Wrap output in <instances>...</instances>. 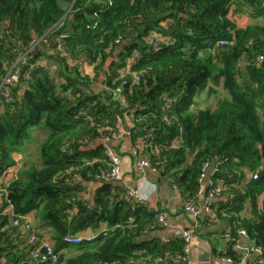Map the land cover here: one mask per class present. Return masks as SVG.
Instances as JSON below:
<instances>
[{"label":"trees","instance_id":"16d2710c","mask_svg":"<svg viewBox=\"0 0 264 264\" xmlns=\"http://www.w3.org/2000/svg\"><path fill=\"white\" fill-rule=\"evenodd\" d=\"M235 1L254 23L236 27L228 15L234 0H0V80L42 37L19 63L8 97L0 94V176L20 165L16 153L26 158L35 130L45 133L39 164L22 165L7 191L15 213L34 211L37 227L48 228L63 264H180L155 259L183 253L182 240L142 239L155 214L145 204L124 193L111 199L110 182L95 181L93 198L82 196L107 167L102 144L90 143L116 133L124 115L132 119V141L158 147L150 161L184 198L198 191L205 161L227 158L216 173L227 185L220 207H228L233 236L244 228L264 259V199L257 208L264 192V59L257 60L264 58V0ZM38 60L45 65L29 69ZM220 82L228 97L214 109L193 110L195 99L213 90L210 83ZM74 173L80 180L67 182ZM248 205L252 218L240 215ZM3 206L0 198V264H47L29 257L33 245ZM100 222L112 229L91 242L63 240ZM225 255L238 259L230 247Z\"/></svg>","mask_w":264,"mask_h":264},{"label":"crops","instance_id":"0c3cea01","mask_svg":"<svg viewBox=\"0 0 264 264\" xmlns=\"http://www.w3.org/2000/svg\"><path fill=\"white\" fill-rule=\"evenodd\" d=\"M228 15L238 28H245L255 22V20L250 16L248 9H246V6L238 5L235 0L230 4ZM88 67L89 65H83L84 71L91 74L92 68L89 70L90 68ZM220 84L222 86L221 82L218 85ZM211 86L213 85L211 84ZM131 126V116L124 115L123 120H119L117 123V136L111 139L112 146L121 158L123 178L118 183H113V190L110 197L111 199L114 197L118 199L120 195L128 189H137L140 191L141 186L144 184L155 185V191L151 192L147 199H145V206L149 210H153L155 212L163 210L165 212L166 225L150 230L143 235L142 239L154 238L168 243L167 240L172 238L181 230L192 228V237L186 246V256L190 264H261L258 262L259 254L251 249L254 247V242L249 237L241 236L238 239L241 248H236L234 244H228V240L224 236V230L228 227L226 217L229 216V213L225 211L228 207L224 206L220 207V209H216L214 206V211L212 213H204L194 219L183 210V201L185 198L176 185L173 184L174 179L168 178L167 174L163 175L160 171H147L144 176H140L136 172L134 168L136 159L134 151L138 149L141 156L150 159V152H152L153 148L151 146L145 147L140 140H136L135 142L132 141L130 134H126ZM98 143H101L100 140L90 143V146H94ZM15 166L19 165L9 167L7 171ZM19 168L20 166L18 169ZM244 171L246 176L249 175L248 170L244 169ZM5 173L0 176V185L9 184L11 179H13V177L6 178ZM99 186L100 183L95 181L85 183V190L82 191V196L91 200L94 196L95 190ZM201 200H204L203 194L201 195ZM226 200V194L220 196L218 198L219 205L221 203L224 204ZM218 203H215V205ZM257 208L260 209L259 198L257 199ZM29 214L32 219V233L39 236L42 235L49 237L47 227H37V220L35 219L34 211L29 212ZM242 214L246 218H252V208L248 205L240 215ZM98 227L99 232L96 231L97 229L95 227L78 234L83 236L93 234L96 237L98 234L108 232L112 229L104 222H100ZM30 232H28V234ZM228 247L238 254V259L236 261L232 260L231 263L224 260ZM63 252L66 253L65 250ZM180 264L184 263L180 262Z\"/></svg>","mask_w":264,"mask_h":264},{"label":"built area","instance_id":"2783aa9c","mask_svg":"<svg viewBox=\"0 0 264 264\" xmlns=\"http://www.w3.org/2000/svg\"><path fill=\"white\" fill-rule=\"evenodd\" d=\"M40 38H35L26 48L25 51L21 52L17 57L16 62L12 65L7 72L1 76L0 80V94H2L5 98L8 97V86L15 84L19 80V76L21 73L19 63H25V55L29 53L41 40ZM118 41V40H117ZM223 43V42H221ZM63 44V40H61V36L58 37L57 47L61 48ZM49 45V44H48ZM157 44L154 43V46ZM263 55H259L257 60L261 62L263 60ZM45 65V62L42 60H38L29 65V69H34L38 66ZM140 75L136 72L132 73V83H139ZM121 101L124 103L125 100L122 96H119ZM172 99H168L164 108H168L171 104ZM133 126V124H132ZM106 130H110V127H105ZM126 134H130L128 130ZM117 133H107L100 137V142L103 146L104 153L107 157V167L101 169L97 172L93 179L94 181H102V182H110V183H118L122 180L123 174L121 170V158L120 155L116 152L114 147L111 144V139L116 137ZM179 141H174L173 144L176 145ZM153 148V152H158L159 149L156 145L151 146ZM137 149V148H136ZM136 155L134 168L136 172L140 176H144L147 171L157 172L159 169L156 165H154L149 158H145L140 155V151L137 149L134 151ZM226 157L220 156L215 158L214 160H207L204 162L201 171L198 176L199 189L195 195L185 198L183 201V210L188 213L192 218L196 219L204 213H212L214 211V206L216 209H220V205L218 203V198L223 195V192L226 190L227 185L225 181L221 178L216 177V173L219 170V166L224 163ZM252 177L253 179L257 178V172L249 173L248 179ZM80 177L78 174H72L71 178H67V182L78 181ZM8 184L0 185V198L3 200V214H8L11 217V224L18 228L21 233L27 235V242L32 244V248L29 251V257L32 260L45 261L47 264H63L60 260L59 253L54 248V242L45 236H39L32 233V219L30 214H18L15 213L13 203L11 199L8 197L7 191ZM140 191L137 189H128L124 192L123 196L126 200H129L133 203L137 204H145V199L141 200L138 198L137 193ZM203 194L204 200H201V195ZM264 199V192L259 196L260 201V209H262V201ZM215 203H218L215 205ZM166 225L165 212L163 210H158L154 214V221L149 225L148 228L144 230V233L149 232L150 230L157 229L159 227ZM31 231V232H30ZM28 232H30L28 234ZM192 228H186L178 232L172 238H169L167 241H174L176 239H180L185 244L183 248V253L176 254H165L163 256H158L155 261L158 263L167 262L169 260L173 262H181L184 264H190L187 260V245L192 237ZM224 236L228 241H232L236 248H241V245L238 239L242 237H249L246 230L244 228H238L236 230V235L233 236L232 230L230 227H226L224 230ZM95 238V235H80L76 234H67L64 236L63 240L69 244H77L80 242H91ZM253 251L259 254L258 262L264 264V259L260 257L262 252V248L259 245H255L251 248ZM224 260L228 263L232 262L231 257H224Z\"/></svg>","mask_w":264,"mask_h":264},{"label":"rangeland","instance_id":"374dc122","mask_svg":"<svg viewBox=\"0 0 264 264\" xmlns=\"http://www.w3.org/2000/svg\"><path fill=\"white\" fill-rule=\"evenodd\" d=\"M111 58H115V56ZM111 58L108 59V62L111 61ZM88 68H90L89 70H91L92 68L91 65ZM81 69H83V66ZM91 74H93L92 70H91ZM210 86H211V83H210ZM213 86H212L213 90L211 92H208L206 90L195 99V102L192 106L193 110H198L200 108H206V107L210 109H214L218 104V100L228 97V93L221 86V84L214 86V87ZM34 134H35L34 136L35 139L28 144V148L26 150V158L22 159V156L19 153L15 154L16 158L19 160L20 167L22 165L27 167L30 163L39 164L37 143L44 137L45 133L42 131L35 130ZM19 166H15L14 168H10L8 171H6L5 173L6 178H10V177L14 178L17 175ZM96 229H97L96 231L99 232L98 226L96 227Z\"/></svg>","mask_w":264,"mask_h":264},{"label":"clouds","instance_id":"9594fccd","mask_svg":"<svg viewBox=\"0 0 264 264\" xmlns=\"http://www.w3.org/2000/svg\"><path fill=\"white\" fill-rule=\"evenodd\" d=\"M155 191V185L152 184H144L141 186L140 192L137 193L139 199L144 200L147 199L148 195Z\"/></svg>","mask_w":264,"mask_h":264},{"label":"water","instance_id":"95a60500","mask_svg":"<svg viewBox=\"0 0 264 264\" xmlns=\"http://www.w3.org/2000/svg\"><path fill=\"white\" fill-rule=\"evenodd\" d=\"M88 210H90V209H88Z\"/></svg>","mask_w":264,"mask_h":264}]
</instances>
